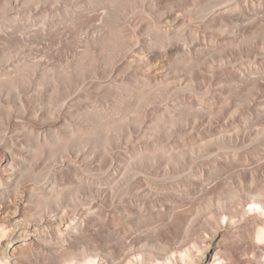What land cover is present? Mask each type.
<instances>
[{
  "label": "bare ground",
  "instance_id": "obj_1",
  "mask_svg": "<svg viewBox=\"0 0 264 264\" xmlns=\"http://www.w3.org/2000/svg\"><path fill=\"white\" fill-rule=\"evenodd\" d=\"M107 1L109 14L105 16L102 24L104 41H109L113 45L112 40L121 32L124 34V39H121L126 42L125 44L130 41L131 48H127L128 45L119 39L122 42L120 44L127 48L123 47L126 49L125 52L116 44L118 40H115L112 57L117 52L120 54L123 51L124 54L120 55L122 58L119 62L114 61L119 55L112 58L108 54L111 58L108 59L110 60L108 65L106 63L105 65L109 69L106 67L104 69L109 70L110 77L119 78L120 70L124 67L145 68L147 71H144L145 75L140 78L149 86L150 92L152 90L158 94V85L163 83L165 85L163 82L165 78H162L164 69L171 66V61L177 54L174 41L177 44L183 40L182 44L185 45L183 52L190 60L199 56L197 48H194V41L190 42L191 44L187 43L188 38L196 32L194 28L189 27L190 24L184 17L185 14L190 15V12L194 11L193 7L196 8L197 0H176L178 1L176 9L174 1V6L172 5V0L148 1L157 8L163 10L164 7L167 8L164 12L165 19L171 29L162 31V35L161 32L157 35L155 31L153 38L155 40L146 37L147 30H151L150 25L144 26L140 34L138 30L126 27L128 24L124 26L118 24L121 15L127 19L133 18L139 9L135 8V5L143 0H139L138 3L137 0ZM252 1L240 0L237 3L236 0L231 5L227 1L225 3L227 8L224 5L225 9L220 7V10V5L206 6L205 3L202 6L201 3L200 10L203 8L202 12H205L207 17L214 12L216 18L212 20H218L219 25L220 23L223 25L221 21H224V17L232 18V15L238 12L236 10L248 9L250 5L254 8L253 4L256 6V3ZM261 1L258 0V6L261 4L263 7L264 3L262 5ZM160 3H164L165 6H158ZM256 8L257 6L254 9ZM160 13L164 14L163 11ZM84 17L80 15L75 17L72 22L74 27L75 24L83 26L89 21ZM256 20L254 27L257 30L264 21ZM187 25L190 29V34L186 32L189 37L184 36ZM254 27L250 25L248 28ZM220 28L218 27L219 33L222 32ZM244 33L245 39L241 40L248 41L246 43L249 44L255 37V30L247 29ZM156 47L159 48L155 49ZM91 48L88 46L84 54L93 56ZM263 48L264 45H261L259 53L262 56ZM157 62H160L159 69L156 64L154 65ZM222 68L228 69L230 77L233 75L242 81L245 78L246 72L238 71L231 62L224 63ZM24 70L21 67L14 68L13 73H18L15 77L12 76L14 75L12 72L0 73L3 81L6 80L4 84L8 79L12 80L8 81L9 86L11 88L13 85L16 88L13 100L19 106L13 115L11 111L4 112L5 123L8 125L0 123V264H245V255L249 252L251 258L264 252V96H257L248 106L245 119L250 128L242 142L244 156L232 163L227 158L220 157L212 159L211 162L209 160L210 163H205V166L193 168L190 165L186 168V163L179 161L182 158L181 153H178L179 159L176 153L167 154V158L170 157L165 159L160 168H154L156 167L154 162L145 165L144 162L118 161L114 168L113 183L107 181L84 189L76 187L72 190L69 180L78 177L80 171L93 169V164H89L87 157L81 152L87 142L86 138L87 140L88 136L99 138L98 136L103 133H99L98 130L105 127V125L102 127L105 122L100 121L102 118L95 119L101 122L95 127L96 122L93 121L95 116L92 115V120L89 118L91 114H85L90 115L87 118L89 121L95 122L94 127L92 124L91 128L90 126L85 128L77 122L68 123L66 119L57 116L53 108L50 106L47 108L42 101H37L35 97L38 96L37 93L33 97L21 88L20 90L24 92L18 91L17 83L28 80L31 71ZM196 72L193 75L198 77ZM211 73L214 75L213 68ZM92 74L97 78L96 71ZM108 77H105V81ZM257 80L254 81L256 85L259 84ZM79 83L81 87L84 86L83 82ZM26 108L31 111L25 113ZM1 115L3 116V113L0 117ZM22 116H26L33 123L29 126L24 125ZM113 120H109L112 127ZM208 123L212 125L211 120ZM108 126L104 129L109 132L117 128L111 127L109 130ZM97 134L99 135L96 136ZM116 137L115 135L113 139L114 141L116 139L115 142L119 141ZM108 139L109 137L106 141L104 138L106 144ZM110 140L112 141V137L109 142ZM97 144L101 145L99 142ZM172 156L177 159H173ZM146 168L155 170L148 173L145 171ZM195 186L200 188L202 196L188 205L182 201L170 200L168 203L160 201L155 205L151 202L145 203L139 198L140 194L152 197L168 193L179 194L182 188L191 189ZM235 204L240 205V212L233 209ZM242 222L243 224L245 222L252 232V242L247 247L245 244L237 245L231 241L233 235L238 234L237 224ZM214 234V239L207 243V238Z\"/></svg>",
  "mask_w": 264,
  "mask_h": 264
},
{
  "label": "rangeland",
  "instance_id": "obj_2",
  "mask_svg": "<svg viewBox=\"0 0 264 264\" xmlns=\"http://www.w3.org/2000/svg\"><path fill=\"white\" fill-rule=\"evenodd\" d=\"M148 1L150 2V0H143L135 5V8H139L138 10L141 12L137 13V10L136 15L132 12L133 18L127 19L125 16H119L118 24L121 26L128 24L126 27L130 26V29L138 30L140 34L144 26L150 25L148 27L151 30H147L146 37L155 40L153 39L155 31L157 35L160 32L162 35V31L166 32V29H171L165 19L164 12L167 8L164 7V3L158 4V6L164 7L163 10L155 5L152 6ZM197 1L196 8L193 7L194 11L190 12V15L185 14L184 17L189 22V27L194 28L196 32L192 37L190 35L191 38H188L187 43L191 44L190 42L194 41V48H197V54L200 57L197 56L190 60L189 56L183 52V46H185L182 44L183 40L178 41L177 44L174 41L173 45L177 48V54L173 57L171 66L164 69L162 78H165L163 80L165 85L164 83L161 84L164 87L158 85V94L153 93L150 89L152 95L149 86L140 78L145 75L143 73L147 71L145 68H121L119 78L110 77L109 70L104 69L110 61L108 59L114 53L112 47H115V40L119 41L116 44H119L118 47H122L125 52L127 48L131 49L130 41L125 44L126 42L122 40L124 34L122 35L121 32L117 33L116 39L112 40L113 45L109 41H104L102 24H104L105 16L109 14L107 0H0V73H4V71L13 73V69H17V67L25 70L31 69L28 80L17 83L18 91L22 93L27 91L32 96L37 93L38 96H35L37 99L32 97L34 100L42 101L47 108H49L48 106L53 108L56 115L66 119L68 123L77 122L80 126L87 128L95 122L96 127L97 123L104 120L107 123L103 122L102 127L105 125L104 128H106L109 125V129L112 127L110 125L112 122L109 120L116 121L118 119L117 125L113 120V127L117 126L116 129H109L110 132L104 128L98 130L99 133H103L100 136L96 135L101 137L100 139L95 138L98 141H95L93 137L89 138V136L88 140L86 138L87 142L83 145L81 152L87 157L88 163L93 164V169L80 171L78 177L69 180L70 189L74 190L76 187L84 189L90 185L102 184L107 181L113 183L114 168L118 161L144 162L145 165L154 162L156 165L154 168H160L163 162L165 163L167 154L174 155L173 153H176L179 159L180 154L178 153H181L182 158L179 161H184L186 168L190 165L195 168L201 165L205 166L209 160L211 162L212 159L216 160L220 157L227 158L232 163L235 159L244 156L245 149L242 142L246 139L250 128L245 119L248 106L253 100H256L257 96H264V55L259 53L260 46L264 45V38H262L264 37V23L260 29L256 30L254 27L256 19H259V22L264 21V16H260V14L264 15V6L262 7L260 4V8L258 0H253L252 2L256 3V9L253 4L254 8H251L250 5L248 9L236 10L242 11L243 14L239 12V15L236 11L233 14V11L231 12L232 18L223 15L226 17L223 19L221 16V20L224 21H221L223 25L220 23V26L218 20H212V18H216L213 15L214 12L211 13L212 15L208 14L209 17H207L205 12H202L203 8L200 10L201 3L202 6L205 3L206 6L220 5V10V7L224 8L227 1L231 5L236 0ZM262 1L263 5L264 0ZM171 2L176 9L178 1L172 0ZM238 2L240 0H237ZM150 4L151 6H148ZM217 5L216 7H218ZM225 6L227 8V4ZM152 7L159 11L151 10ZM161 11L164 14L160 13ZM235 14L239 16H234ZM78 15L87 17L86 19L89 21L83 26L75 24V28L72 22ZM205 22L206 24H204ZM188 25L185 37H189L187 34L190 32ZM216 25L221 27V33ZM250 25L254 29L248 28ZM245 28L255 30V37L249 44H247L248 41L241 40L245 37L243 35L247 30ZM259 36L261 37L259 38ZM140 37L144 38L141 35ZM119 39L126 46L128 45L127 48L124 44V46L121 45L122 42ZM160 39L162 40V37ZM238 41L247 42V46L243 44L244 42L241 44ZM88 46L92 47L93 56L84 54V50ZM118 47L116 49H119ZM129 53L128 57H130ZM108 54L111 55L110 58ZM121 54L123 56L124 52L122 51L120 54L117 52L112 58L118 57L119 59L114 61L119 62L122 58ZM116 55L119 56L116 57ZM93 61H97V63L95 64ZM226 62H231L238 71L246 72L243 81L233 75L230 77L228 69L222 68ZM155 64L159 69L160 62ZM212 68L214 75L211 73ZM106 69L109 68L106 67ZM99 70L107 71V74ZM95 71L97 78L92 74ZM194 72L198 73V77L193 75ZM13 74L10 73L9 77L11 75L15 77L18 73ZM1 77L0 114L3 113V116L1 115L3 121L0 123H5L6 114L4 115V112L7 113L6 110H8L13 115L19 106L13 100L16 88L11 84V88L9 86L8 81L12 80L8 79V84H4L3 82L6 80L3 81ZM105 77H108L107 81H105ZM89 80H93V82ZM256 80L258 85L255 84ZM79 82H83L84 86L81 87ZM28 111L31 110L26 108L25 113ZM85 114H91V117ZM92 115L95 116L94 120ZM88 117L95 122L89 121ZM98 118H102L101 122H97ZM22 119L26 126L33 123L26 116H22ZM209 120L212 121V125L208 123ZM114 134L119 141L113 140ZM108 137L109 139L112 137V141L109 142L108 139V144H106L104 138L107 141ZM100 140H103L102 143ZM172 150H176V152ZM175 156H172L173 159ZM153 170L155 169H145L148 173H152ZM179 194L170 195L168 193L153 197L140 194L139 198L143 199L142 201L145 203L151 202L155 205H158L160 201L168 203V200L182 201L188 205L202 196V192L197 186L191 189L182 188ZM239 206V204H235L233 209L240 212ZM248 207L250 206H246V208ZM236 229L238 234H234L231 241L237 245L239 243L245 244L246 247L249 246L252 242V232L249 226L242 222V224H237ZM213 236L215 237V234L207 238V243L214 239ZM249 253L245 255V264H264L263 251L255 258H251V253Z\"/></svg>",
  "mask_w": 264,
  "mask_h": 264
}]
</instances>
